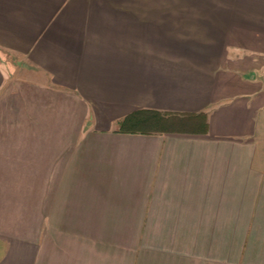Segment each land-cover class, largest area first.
Returning a JSON list of instances; mask_svg holds the SVG:
<instances>
[{"label": "crops", "instance_id": "0c3cea01", "mask_svg": "<svg viewBox=\"0 0 264 264\" xmlns=\"http://www.w3.org/2000/svg\"><path fill=\"white\" fill-rule=\"evenodd\" d=\"M0 264H264V0H0Z\"/></svg>", "mask_w": 264, "mask_h": 264}, {"label": "trees", "instance_id": "16d2710c", "mask_svg": "<svg viewBox=\"0 0 264 264\" xmlns=\"http://www.w3.org/2000/svg\"><path fill=\"white\" fill-rule=\"evenodd\" d=\"M171 113L151 109H138L128 114L120 122V130L133 133H151L171 130L174 120ZM170 117V118H169Z\"/></svg>", "mask_w": 264, "mask_h": 264}, {"label": "rangeland", "instance_id": "374dc122", "mask_svg": "<svg viewBox=\"0 0 264 264\" xmlns=\"http://www.w3.org/2000/svg\"><path fill=\"white\" fill-rule=\"evenodd\" d=\"M3 53H4V55H6V57H8L9 59H11V58H13V59H15L16 57H14V56H12L11 54H10V52H7V51H3ZM171 117V116H170ZM169 117V118H170ZM183 118H181V117H179V116H173V117H171V120H174V122H173V124H172V127H174V128H176V125H177V128H180V129H190V128H193V126H194V124H197L198 122L197 121H199V119L196 121V122H194V123H192L191 121H186V122H184L183 120H182ZM200 123V122H199Z\"/></svg>", "mask_w": 264, "mask_h": 264}]
</instances>
